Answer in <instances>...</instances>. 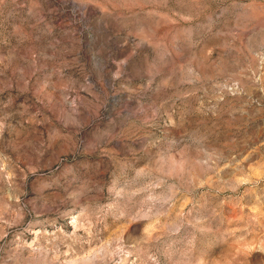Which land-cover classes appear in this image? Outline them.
Segmentation results:
<instances>
[{"label":"rangeland","instance_id":"rangeland-1","mask_svg":"<svg viewBox=\"0 0 264 264\" xmlns=\"http://www.w3.org/2000/svg\"><path fill=\"white\" fill-rule=\"evenodd\" d=\"M0 264H264V0H0Z\"/></svg>","mask_w":264,"mask_h":264}]
</instances>
